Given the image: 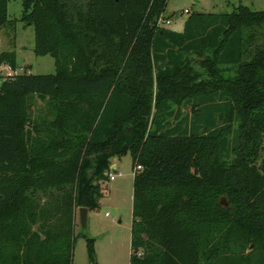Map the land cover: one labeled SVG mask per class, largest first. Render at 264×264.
I'll return each instance as SVG.
<instances>
[{
  "label": "trees",
  "instance_id": "trees-1",
  "mask_svg": "<svg viewBox=\"0 0 264 264\" xmlns=\"http://www.w3.org/2000/svg\"><path fill=\"white\" fill-rule=\"evenodd\" d=\"M167 1L21 0L55 71L0 77V264H71L77 212L126 154L129 264H264V10L175 32Z\"/></svg>",
  "mask_w": 264,
  "mask_h": 264
},
{
  "label": "rangeland",
  "instance_id": "rangeland-1",
  "mask_svg": "<svg viewBox=\"0 0 264 264\" xmlns=\"http://www.w3.org/2000/svg\"><path fill=\"white\" fill-rule=\"evenodd\" d=\"M239 5L246 6L252 11L264 10V0H168L163 22L158 24L163 28L182 32L185 22L190 18L197 15L229 14ZM7 13L10 23L0 27V53L15 52L18 67L15 72L1 68L0 77L8 73H26L27 70L28 74L33 75L53 74L55 71L53 59L34 53L33 27L19 21L22 15L21 0H10ZM164 21H169L170 24H165ZM258 32L264 35V27ZM194 59L197 64L198 59ZM43 105L44 102L36 101L38 108ZM182 110V113H188L189 106H183ZM115 163L117 166L115 171L120 172V176L101 183L102 197L99 199V206L88 211L85 229L81 228L77 217L71 264H90L86 239L82 233L93 240L97 264H129L133 199V168L130 154L116 158ZM247 253L248 251H243L244 255Z\"/></svg>",
  "mask_w": 264,
  "mask_h": 264
},
{
  "label": "built area",
  "instance_id": "built-area-1",
  "mask_svg": "<svg viewBox=\"0 0 264 264\" xmlns=\"http://www.w3.org/2000/svg\"><path fill=\"white\" fill-rule=\"evenodd\" d=\"M161 22H163V20L162 19H159V21H158V23H161ZM164 23L165 24H170V22L169 21H164ZM1 68H3V69H7V70H10L11 71V69H10V67L8 66V65H6V64H2V65H0V69ZM15 74V73H14ZM7 75H12L11 73H8ZM139 168V167H138ZM120 176V172H117L116 173V171L115 170H111V171H109V172H107L106 173V176L108 177V180H114L115 178H116V176Z\"/></svg>",
  "mask_w": 264,
  "mask_h": 264
},
{
  "label": "water",
  "instance_id": "water-1",
  "mask_svg": "<svg viewBox=\"0 0 264 264\" xmlns=\"http://www.w3.org/2000/svg\"><path fill=\"white\" fill-rule=\"evenodd\" d=\"M221 203L224 204L223 201H221ZM77 214H78L77 217H78V221H79L81 228L85 229L86 228V222H87L88 210L86 208H79Z\"/></svg>",
  "mask_w": 264,
  "mask_h": 264
},
{
  "label": "crops",
  "instance_id": "crops-1",
  "mask_svg": "<svg viewBox=\"0 0 264 264\" xmlns=\"http://www.w3.org/2000/svg\"><path fill=\"white\" fill-rule=\"evenodd\" d=\"M27 71H28V70H27ZM27 71H26V73H28ZM115 159H116V158L112 159V161H111V170H116V167H117V166H116V163H115Z\"/></svg>",
  "mask_w": 264,
  "mask_h": 264
}]
</instances>
